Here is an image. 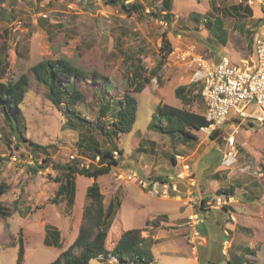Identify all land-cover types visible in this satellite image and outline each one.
Listing matches in <instances>:
<instances>
[{"label":"rangeland","instance_id":"374dc122","mask_svg":"<svg viewBox=\"0 0 264 264\" xmlns=\"http://www.w3.org/2000/svg\"><path fill=\"white\" fill-rule=\"evenodd\" d=\"M124 1L140 4L142 12L127 13L120 4L107 0H0V80H17L23 74L30 78L19 111L12 110L14 120L0 105V203L12 210L10 216H0V264H17L20 239L25 248L22 264H48L75 240L93 178L77 174L73 203L66 197L54 203L60 172L52 164L39 166H44L43 159L48 157L63 164H96L93 153L84 146L89 139L81 141L90 135L103 150L118 152L119 164L97 179L106 208L111 209L109 249L124 230L138 227L146 229L142 235L154 240L151 248L156 264H193L195 260L196 264H226L230 254L248 260L247 264H264V121L227 122L220 141L204 129L193 131L198 139H184L181 133L162 134L150 126L161 103L205 112L199 94L205 81L203 61L217 62L223 55L235 62L247 58L254 37L264 32V6L256 1L252 15L242 11L245 16H239L230 13L229 7L245 5L244 0H173L169 21L163 0ZM216 19L222 21V29L212 26ZM164 33L174 50L161 61ZM62 57L89 75L78 83L85 97L75 104L76 110L89 121L101 117L107 127L114 114L100 116L105 98H101L93 74L108 76L112 88L108 93L104 90L106 95L121 97L133 89L130 78L134 67H145L150 81L135 93L139 108L132 131L116 134L109 127L102 132L68 116L66 103V110L56 107L48 88L37 82L31 69L44 59ZM180 85L190 87L192 103L176 96ZM248 111L258 112L255 104ZM69 117L75 122L73 127L67 123ZM228 133L236 138L238 151L234 155L228 153ZM159 177H167L166 183L177 188L171 184L169 194H163L164 182ZM154 181L160 184L156 187ZM230 187L233 194H217ZM189 196L195 198V213L202 199H207L208 220L202 229L193 215L187 219L193 221L192 235L168 230V226L154 239L150 230L156 227L150 221L165 217L173 222L188 216L190 209L182 208V200ZM218 197L223 202L213 207ZM49 225L60 231L62 247L45 242ZM240 225L250 229L240 230ZM201 234L209 239L208 247ZM225 235L227 241L222 242ZM246 246L254 248L256 255L243 254ZM91 264L116 263L93 259Z\"/></svg>","mask_w":264,"mask_h":264},{"label":"trees","instance_id":"16d2710c","mask_svg":"<svg viewBox=\"0 0 264 264\" xmlns=\"http://www.w3.org/2000/svg\"><path fill=\"white\" fill-rule=\"evenodd\" d=\"M57 1V0H49ZM109 3L120 4L123 10L127 13L142 12L141 5L136 2H126L124 0H107ZM173 0H163V7L165 18L171 20ZM229 12H235L239 16H245L242 14L244 11L247 15L253 14V9L249 5H242L240 3L231 5ZM155 16H159L153 12ZM222 21L216 19L214 22L215 29H222ZM224 44H227V39H222ZM253 47V46H252ZM162 59L164 61L169 54L174 50L171 41L169 40L167 33L163 34V42L161 46ZM252 50V49H251ZM249 50V51H251ZM32 72L37 82L46 86L49 90L48 95L53 103L59 109H65V103L68 109V116L76 118L81 124L89 123L92 127H97L102 132H107L110 127L118 134L121 132H130L133 130L134 124L138 118L139 101L135 96V93L141 92L146 84L150 81L148 75H145V67L142 64L136 65L132 71L130 78V84L133 86L132 90H127L121 97L106 95L112 88L111 81L108 76L104 74H93L92 80L96 83V88L102 95V103L100 104V116H106L109 112L114 114V119L109 123L107 127L106 121H100L101 117L97 121H89L86 117L82 116L76 110V103L83 100L85 92L82 89L77 88L78 83L87 79L88 72L82 69L80 66L75 65L70 59L58 58L44 59L32 67ZM153 72V71H151ZM100 80V81H99ZM30 84V78L28 75H21L17 80L1 81L0 80V105L6 108V113L9 115L10 120H14L12 110L17 113L20 108V104L25 98L28 86ZM107 92H105V91ZM192 90L187 85H180L176 88L175 94L182 102H191L193 97ZM200 94L204 105L205 101ZM66 110V109H65ZM70 114V115H69ZM68 118L67 123L72 127L75 125L73 120ZM209 121L204 113H199L185 107H178L168 103H161L156 107L155 117L153 118L150 126L159 129L162 134L174 135L181 133L184 139H198V136L193 133L194 130H201L207 126ZM14 129V127H12ZM223 132L215 130L210 134V137L220 141L223 137ZM84 138V137H83ZM89 139L88 141H86ZM86 141L87 147L93 157V165L80 166L77 163H57L51 162L48 158L43 159L44 166L47 167L50 164L60 172V181L58 189L53 197V202L57 203L62 198H67L69 203H73L75 199V177L77 174L85 175L93 178V182L87 187L85 205L83 208L82 222L79 227L78 235L75 240L63 250L53 261L48 264H91L93 259L98 260H115L117 264H151L155 262V255L152 251V244L154 240L151 236H144L142 232L145 228H129L123 231L120 238L114 244L112 248L107 247V237L110 229V211L105 205V195L98 182V177L109 173L113 166L119 164V159L115 156L116 150L106 149L103 150L98 142L90 135L81 141ZM34 145V143L32 142ZM83 142H80V145ZM123 152V151H121ZM100 155V160L96 161V156ZM173 161L175 156L171 155ZM262 172L264 174V163L262 164ZM153 180H157L153 178ZM158 180L166 182L169 179L167 177H159ZM261 188V186L259 185ZM2 192V189L0 190ZM233 189H219L217 194H233ZM207 199L203 198L201 203V209H205ZM113 204H111L110 208ZM12 213L11 208L0 203V216H10ZM162 220H166L165 217L157 219L153 224L155 227L161 224ZM240 230H248L250 227L240 225L237 227ZM225 239L222 241L224 242ZM45 242L47 244H53L56 247H62L61 235L58 228L54 225H49L46 233ZM233 251V245L231 246V252ZM234 252V251H233ZM25 254V248L22 239H20L17 264H22ZM243 254L253 256L256 255V250L248 246L243 248ZM242 255V253H241ZM240 256V255H239ZM248 260L234 257L230 254V257L226 264H247ZM222 264V263H221ZM251 264H258L253 262Z\"/></svg>","mask_w":264,"mask_h":264},{"label":"built area","instance_id":"2783aa9c","mask_svg":"<svg viewBox=\"0 0 264 264\" xmlns=\"http://www.w3.org/2000/svg\"><path fill=\"white\" fill-rule=\"evenodd\" d=\"M256 1L264 6V0H244L245 4L250 7ZM203 68L205 69V81L201 87V95L205 101L204 114L209 124L202 129L208 134L215 130L224 133V124L227 122L232 125L235 121L241 122L242 120L264 121V32L254 37L253 47L247 58L235 62L229 56L223 55L217 62L203 61ZM251 104L256 105L258 112L248 111ZM225 138L228 153L236 154L238 150L235 135L228 133ZM117 153V151L114 152L115 156ZM99 160L100 155H97L96 161ZM179 177L183 178V174H179ZM140 182L144 187L148 186L143 180ZM159 182L154 181L153 183L157 187ZM166 182L161 183L163 194H169L168 189L171 188V184L175 189L177 188L176 184ZM211 202L213 201L210 200L209 204ZM222 202L223 199L218 197L216 205L212 206L219 207ZM194 216L191 217L195 218L194 222H199L198 215Z\"/></svg>","mask_w":264,"mask_h":264},{"label":"crops","instance_id":"0c3cea01","mask_svg":"<svg viewBox=\"0 0 264 264\" xmlns=\"http://www.w3.org/2000/svg\"><path fill=\"white\" fill-rule=\"evenodd\" d=\"M188 192V191H187ZM174 198H176L177 200H180V199H183L182 198V196H180V195H172ZM164 197V196H163ZM171 197V196H170ZM194 197V196H193ZM193 197H191V196H189V200H187V201H185V200H182L183 201V207L182 208H186V206L187 207H189V209H190V214L188 215V216H184V217H182V218H178V219H176V220H174L173 222H169L168 221V219L167 220H162L161 221V224H160V226H158V227H156V228H154V227H152L151 226V230H150V232L151 231H153V237H154V239H156V236L158 235V233H160L161 232V230H172V229H180V230H183L182 231V233H187L186 235H189V234H191L192 235V228H193V225H192V223H193V221H191V220H187L188 218H191L193 215H195V214H197L198 215V217H199V226H198V228L199 229H202V228H200L202 225H203V222L204 221H206V220H208V217H207V210H206V208L205 209H201V205H199L198 206V212L197 213H195V210H194V207H195V201H193V200H195V198L194 199H192ZM180 198V199H179ZM212 218V217H211ZM216 218V217H215ZM218 219V217L215 219V220H217ZM212 220H214V219H212ZM218 221V220H217ZM221 221V220H220ZM163 224V225H162ZM174 225V226H173ZM169 226V227H168ZM165 227H168L167 229L165 228ZM148 231V230H147ZM224 231H225V233H227V231L224 229ZM181 232V231H180ZM204 233L205 231L204 230H202L201 231V233ZM224 233V234H225ZM156 235V236H155ZM207 235H209L208 233H207ZM201 237L202 238H204L203 240L205 241V245L204 246H207L208 247V245H210V243H209V239H207L206 238V236H203V234H201ZM225 241H227V240H225ZM158 244L160 243V242H157ZM194 247V246H193ZM203 247V246H202ZM165 252H167V251H165ZM214 252V251H213ZM220 258H222V257H220ZM223 259V258H222ZM228 259L229 258H227V260L226 261H228ZM155 260H156V257H155ZM115 263L117 264V262L115 261ZM151 264H156V263H151ZM193 264H196V260L193 262ZM219 264H221V263H219Z\"/></svg>","mask_w":264,"mask_h":264}]
</instances>
